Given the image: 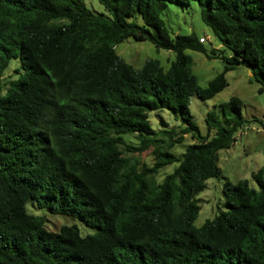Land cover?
<instances>
[{"label": "trees", "instance_id": "obj_1", "mask_svg": "<svg viewBox=\"0 0 264 264\" xmlns=\"http://www.w3.org/2000/svg\"><path fill=\"white\" fill-rule=\"evenodd\" d=\"M97 1L104 12L84 0H0V264H264V168L251 173L254 187L224 180L225 209L194 226L197 194L220 175L218 151L243 126L241 101L222 103V119L208 112L204 134L189 110L192 95L213 98L238 65L264 91V0H197L227 55L193 32L168 31V3L191 0ZM128 37L174 60L134 68L115 50ZM187 49L224 62L205 87ZM12 59L18 76L2 85ZM164 109L180 114L179 130L151 126L148 113ZM186 134L193 141L173 153ZM148 150L151 165L125 155ZM31 200L96 231L47 230L27 212Z\"/></svg>", "mask_w": 264, "mask_h": 264}, {"label": "rangeland", "instance_id": "obj_2", "mask_svg": "<svg viewBox=\"0 0 264 264\" xmlns=\"http://www.w3.org/2000/svg\"><path fill=\"white\" fill-rule=\"evenodd\" d=\"M87 7L97 13L104 12L103 7L97 0H84ZM168 31L173 36L175 34L195 33L198 37H204L206 42L204 47L216 49L217 54L227 55V51H222L218 39L214 36L209 26L201 19L200 7L197 0H191L188 5H178L169 2L166 9L161 13ZM117 54L134 68H140L147 59H155L167 69L175 54L173 51L156 48L149 41H137L132 37L115 46ZM185 53L192 58L191 71L195 75L198 84L205 87L209 80L220 73L224 62L219 56L207 58L203 53L185 50ZM19 66V61L12 59L8 69L5 71L1 83L6 84L8 80H14L18 74L15 69ZM228 85L213 98L201 100L196 95L190 97L189 110L193 120L202 134L206 132L205 118L208 112H213L222 119L220 105L227 102L232 96H236L241 101V113L244 119L243 126L236 132L235 141L229 148L218 151V166L220 175L206 180V187L196 196L200 211L194 221V226L199 227L206 220L211 219L219 209H225L221 191L222 183L228 179L236 183L241 179H247L251 186L255 182L251 178V173L259 168H264V91L258 92V84L254 81L250 69L244 65L235 66L225 74ZM3 90L5 86L1 87ZM3 92V91H2ZM159 118L167 122V127L160 126ZM148 119L155 130L175 128L179 130L180 114L169 110L150 111ZM213 134V133H211ZM184 140L176 144L171 151L175 154L183 152L184 148L193 139L189 134L184 135ZM125 141L129 144H137L134 135H124ZM132 161L138 160L147 165L153 163L151 150L142 153H128ZM177 166V163L167 165L160 170L155 178L158 182L165 174L170 173ZM27 212L43 218L44 226L47 230L56 231L61 225H77L80 235L95 233L96 229L88 227L78 219L60 214H53L45 208H38L33 201L26 203Z\"/></svg>", "mask_w": 264, "mask_h": 264}, {"label": "built area", "instance_id": "obj_3", "mask_svg": "<svg viewBox=\"0 0 264 264\" xmlns=\"http://www.w3.org/2000/svg\"><path fill=\"white\" fill-rule=\"evenodd\" d=\"M203 39L205 40V38H204V37H200V38H199V41H202V42H204V40H203Z\"/></svg>", "mask_w": 264, "mask_h": 264}]
</instances>
